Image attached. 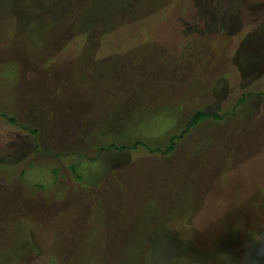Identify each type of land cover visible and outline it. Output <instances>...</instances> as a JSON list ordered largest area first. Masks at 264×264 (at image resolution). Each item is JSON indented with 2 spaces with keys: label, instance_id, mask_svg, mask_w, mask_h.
I'll return each instance as SVG.
<instances>
[{
  "label": "rangeland",
  "instance_id": "374dc122",
  "mask_svg": "<svg viewBox=\"0 0 264 264\" xmlns=\"http://www.w3.org/2000/svg\"><path fill=\"white\" fill-rule=\"evenodd\" d=\"M263 92L264 0H0V264H264Z\"/></svg>",
  "mask_w": 264,
  "mask_h": 264
},
{
  "label": "trees",
  "instance_id": "16d2710c",
  "mask_svg": "<svg viewBox=\"0 0 264 264\" xmlns=\"http://www.w3.org/2000/svg\"><path fill=\"white\" fill-rule=\"evenodd\" d=\"M105 17H106V15L108 16V12L107 13H105V14H103ZM29 45H32V43L29 41ZM87 45V43L84 45V46H86ZM82 50V52H84V48H82L81 49ZM81 52V53H82ZM260 94H264V92L263 93H260ZM242 100V99H241ZM209 118H213V119H220V117L217 115V114H215V113H213V112H205V111H202V110H200V109H198V110H196L195 112H193V114H191L190 115V117H189V119H188V121H187V123H186V126H185V129H184V131H187V130H189L191 127H193V126H195L196 124H198L200 121H202V120H207V119H209ZM11 122H13V121H15L13 118H10L9 119ZM180 135L181 134H173V135H170L169 136V138L167 137L166 138V140H167V143H166V145H164L163 146V148H159V147H155L154 149L155 150H158V151H160L161 153H164V154H170V153H172V151H173V149H174V147H175V143H176V140H178L179 139V137H180ZM136 144H141V145H143V143H141V142H138V143H136ZM110 147H113L112 146V144L110 143ZM145 147H146V145H145ZM119 149H120V151L121 150H123V147H119ZM70 169H71V171L73 172V174H76V172H77V170H76V168L74 167V166H70ZM56 169L54 170V172L56 173ZM77 178L79 177V176H76ZM264 180H262V182H263ZM259 185V186H258ZM261 185H264V183L263 184H261ZM260 184H257V186H256V188H263L262 186H261ZM254 188V187H253ZM229 210H230V207H229ZM233 210V209H232ZM229 230L230 231H233L234 230V226H231V228H229ZM14 231H12L11 233H13ZM22 238V237H21ZM20 238V236H19V239H21ZM230 238L231 237H229V235H227L226 236V240H228V241H230ZM20 241V240H19ZM225 246H226V248H225ZM227 245L226 244H224V249L223 250H226L227 249ZM3 248H5V247H3V244H1L0 243V259H1V253L3 252ZM194 257H196L195 259L197 260H199V259H205V258H207V255H206V253H204L203 251H199V252H197L196 254H195V256ZM50 258V257H49ZM113 262H115L116 260H112ZM200 261V260H199ZM53 262V261H52ZM195 264H197L198 263V261L197 262H194Z\"/></svg>",
  "mask_w": 264,
  "mask_h": 264
}]
</instances>
